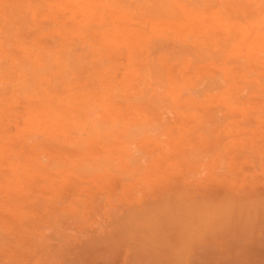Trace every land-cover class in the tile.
<instances>
[{"label": "rangeland", "instance_id": "1", "mask_svg": "<svg viewBox=\"0 0 264 264\" xmlns=\"http://www.w3.org/2000/svg\"><path fill=\"white\" fill-rule=\"evenodd\" d=\"M168 1L0 0V264H69L172 189L264 237V0Z\"/></svg>", "mask_w": 264, "mask_h": 264}, {"label": "bare ground", "instance_id": "2", "mask_svg": "<svg viewBox=\"0 0 264 264\" xmlns=\"http://www.w3.org/2000/svg\"><path fill=\"white\" fill-rule=\"evenodd\" d=\"M165 4L164 8H166ZM168 5L169 7L172 6L169 4V1ZM158 7L154 6L153 8L152 5L150 8L151 12L157 13L156 8ZM171 8L174 10L173 8L175 7L172 6ZM147 10L149 9L147 8ZM175 11L174 13L177 12ZM167 12L169 13L170 9ZM154 13L152 14L155 15ZM168 13L167 15H174L173 13ZM177 14L181 16L178 12ZM172 15L170 16L171 18L175 17ZM165 17L162 16V18ZM105 41L103 40V42ZM211 46L213 47V45ZM161 73L164 72L162 71ZM160 78H164V74ZM156 88H159V86ZM203 89L206 90L205 87ZM227 192L220 193V197L214 194L215 196L211 195L210 198L205 197V199H201L199 196L196 197L193 193L183 189L179 192H175L174 189L166 191L159 195L155 201H150L149 206L146 204L148 207L147 211L128 209L123 219L119 222L120 225L116 226L114 230L98 239H90L91 241H95L96 239L99 243L107 244L109 246L108 249L103 251H96L94 249L89 254L88 252L90 251L88 249L92 251L94 248L91 241H88L92 245L89 244L90 246H87L88 252L83 250L84 245L88 242L82 245L83 249L72 247V251L69 248L67 255L74 252V249L81 250L75 255L76 257H73L74 260L71 259L72 262H69V264H94L95 261L93 262V259L89 258V256L94 257L93 255L100 256L99 261H101L102 257L105 264H116L117 258L122 256L121 252H126L127 259L131 261L129 264H264V237L260 235L261 224L258 219L256 220L257 211L255 209L251 211V208H253H250L249 204L251 203L246 201L238 202L235 200V197L234 199ZM258 201L261 200L258 199ZM262 202H264V199H262ZM241 203L249 205L250 215L248 212L246 213L247 215L243 214L247 207ZM245 221H247V228L245 230L241 229L242 231L240 232L237 225ZM17 228H21L22 230V227ZM13 230L16 231V228ZM27 235L31 234L27 233ZM14 237H16V234ZM31 238H33L32 235ZM114 244L119 245L120 250L115 249L117 245L110 246ZM87 247L85 246V248ZM64 254L66 253L64 252Z\"/></svg>", "mask_w": 264, "mask_h": 264}]
</instances>
